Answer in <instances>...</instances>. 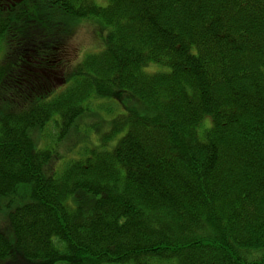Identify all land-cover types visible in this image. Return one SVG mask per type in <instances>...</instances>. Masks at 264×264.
<instances>
[{"label": "trees", "instance_id": "16d2710c", "mask_svg": "<svg viewBox=\"0 0 264 264\" xmlns=\"http://www.w3.org/2000/svg\"><path fill=\"white\" fill-rule=\"evenodd\" d=\"M78 18L101 46L69 63ZM3 42L0 264H264V0H0Z\"/></svg>", "mask_w": 264, "mask_h": 264}, {"label": "rangeland", "instance_id": "374dc122", "mask_svg": "<svg viewBox=\"0 0 264 264\" xmlns=\"http://www.w3.org/2000/svg\"><path fill=\"white\" fill-rule=\"evenodd\" d=\"M98 4H105L106 0H95ZM72 28L74 29V35L71 39L73 47L77 54H74V57L70 59L69 63L76 62L82 59L87 53L97 51L101 46L102 40V32L99 31V26L88 19L78 18L77 20H73ZM70 27V26H69ZM97 35L99 37H97ZM101 39V40H100ZM0 50H6L5 42L2 43ZM5 53V52H4ZM2 57V53H0ZM4 56V54H3ZM0 57V58H1ZM115 101L113 99L103 98L99 101H96L94 104L95 108H91L87 111L82 117L78 118L75 122V126L72 128L71 134L66 138L62 143H59L56 146H53L55 149L54 154V163L52 164L51 172H59V170L63 169L67 160L74 158V156L78 157L77 154L79 151L82 153L88 145L91 143H95L102 140L103 134L109 132L111 130L110 122L113 119V116L116 112H109L107 110V106H111L110 102ZM104 105L101 107L100 103ZM114 108L121 109L120 106L113 104ZM125 111V108H122ZM122 111V110H121ZM55 123L49 124L45 130L36 131L35 138L41 146H49V144H53L56 139V127ZM112 146V145H110ZM74 148L73 150H69V148ZM91 147V146H90ZM77 154V155H76ZM0 220H1V211H0ZM8 264V263H4ZM59 264V263H54ZM105 264H120V263H105Z\"/></svg>", "mask_w": 264, "mask_h": 264}]
</instances>
